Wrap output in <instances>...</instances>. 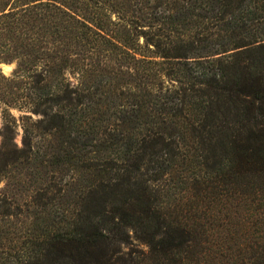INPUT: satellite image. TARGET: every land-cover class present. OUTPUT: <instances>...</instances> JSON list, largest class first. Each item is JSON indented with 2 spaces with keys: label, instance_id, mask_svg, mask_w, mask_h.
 <instances>
[{
  "label": "trees",
  "instance_id": "trees-1",
  "mask_svg": "<svg viewBox=\"0 0 264 264\" xmlns=\"http://www.w3.org/2000/svg\"><path fill=\"white\" fill-rule=\"evenodd\" d=\"M200 1L211 8L212 14L204 15L213 20L208 27L182 36L178 24L169 20L168 32L162 26L153 33L142 30L144 43L137 45L154 55L135 52L141 81L133 103L127 100L124 106L132 103L122 117L129 125L115 128L105 153L101 146L94 149L96 155L89 150L94 135L86 127L87 112L80 114L86 101L79 91L73 95L67 84L51 95L46 108L59 105L56 112L38 105L40 122L48 123L44 133H60L53 158L60 181L64 167L70 171L66 185L76 192L73 207L57 199L54 205L67 214L60 218L66 225L51 233L46 228L47 238L42 237L46 230L33 234L30 229L32 246L21 247L17 255L0 246L7 260L2 264H112L109 251L119 252L129 243L128 229L149 246L156 264H199L204 255L215 256V235L231 225L235 214L244 213L245 226L263 215L264 0ZM64 13L65 23L73 20ZM213 27V38L200 45V35ZM206 47L221 54L210 70L189 59ZM153 65L162 68L153 70ZM155 77L169 85L150 81ZM177 165L180 170L172 172ZM169 176L178 181H170L162 193L155 186ZM85 182L89 184L80 185ZM184 189L185 197L178 201L176 190ZM116 262L129 264L123 257Z\"/></svg>",
  "mask_w": 264,
  "mask_h": 264
},
{
  "label": "rangeland",
  "instance_id": "rangeland-1",
  "mask_svg": "<svg viewBox=\"0 0 264 264\" xmlns=\"http://www.w3.org/2000/svg\"><path fill=\"white\" fill-rule=\"evenodd\" d=\"M175 1L0 0L1 248L17 255L21 247L32 246L31 230H35L33 234L46 230L42 237L47 238L48 230L51 233L61 227L64 222L60 218L67 214L57 210L54 205L57 199L73 207L71 200L76 192L66 185L71 183L70 171L64 167L65 176L60 181L57 178L60 166L53 158L58 152L56 138L60 133L54 129L44 133L43 127L48 123L40 122L43 115L36 112L38 105L40 110L46 108L49 97L67 84L73 95L79 91L86 101L85 108L79 109L80 114L87 112L86 127L94 135V145L89 150L96 155L94 149L101 146L104 151L115 128L129 125L122 123V117L132 107L141 81V70L136 63L140 55L135 52L154 55L145 46L137 45L144 43L142 30L153 33L162 26L163 32H168L172 20L185 36L187 32L200 31L204 24L208 27L213 21L204 17L212 12L207 11L211 8L203 1L183 0L174 7ZM64 11L72 14L73 20L65 23ZM185 18L187 22L183 23ZM84 22L87 26L82 27ZM215 30L213 27L203 32L200 45L208 43L213 38L209 31ZM202 52L193 53L189 59L199 60L210 70L213 60L221 54L217 53L218 48L206 47ZM64 59H68L66 64L62 63ZM152 67L158 70L162 65ZM151 80L169 85L165 78ZM127 100L132 103L124 108ZM59 108L51 104L46 109L56 112ZM174 168L172 172L180 170L179 165ZM170 179L171 176L154 186L164 193L170 181H178ZM88 184L80 183L84 187ZM185 193V189L176 190L174 196L180 198L178 201L183 200ZM3 210L8 214L3 215ZM240 212L233 216L227 229L216 233L219 243L214 247L215 256L206 254L199 264L264 262V213L250 218L245 226L246 218ZM128 232L129 243L122 244L119 252L111 249L110 262L119 264L117 259L123 257V262L129 264H156L150 257L149 246L138 239L135 231L128 229ZM221 253L230 256L223 258ZM5 257V253L0 255V264L7 261Z\"/></svg>",
  "mask_w": 264,
  "mask_h": 264
}]
</instances>
